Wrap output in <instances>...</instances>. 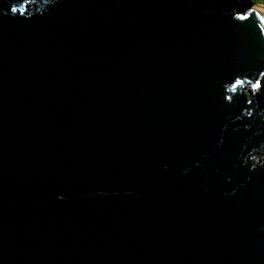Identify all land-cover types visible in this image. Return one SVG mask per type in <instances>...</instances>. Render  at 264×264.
I'll use <instances>...</instances> for the list:
<instances>
[{
  "label": "water",
  "instance_id": "1",
  "mask_svg": "<svg viewBox=\"0 0 264 264\" xmlns=\"http://www.w3.org/2000/svg\"><path fill=\"white\" fill-rule=\"evenodd\" d=\"M261 73L257 4L0 0V264H264Z\"/></svg>",
  "mask_w": 264,
  "mask_h": 264
},
{
  "label": "trees",
  "instance_id": "2",
  "mask_svg": "<svg viewBox=\"0 0 264 264\" xmlns=\"http://www.w3.org/2000/svg\"><path fill=\"white\" fill-rule=\"evenodd\" d=\"M196 4L211 10L237 11L252 4L264 3V0H192ZM258 94L264 98V75L260 77Z\"/></svg>",
  "mask_w": 264,
  "mask_h": 264
},
{
  "label": "snow or ice",
  "instance_id": "3",
  "mask_svg": "<svg viewBox=\"0 0 264 264\" xmlns=\"http://www.w3.org/2000/svg\"><path fill=\"white\" fill-rule=\"evenodd\" d=\"M13 11H15V9H13ZM261 75H264V73H261ZM253 87L255 88L257 87V85H253Z\"/></svg>",
  "mask_w": 264,
  "mask_h": 264
},
{
  "label": "bare ground",
  "instance_id": "4",
  "mask_svg": "<svg viewBox=\"0 0 264 264\" xmlns=\"http://www.w3.org/2000/svg\"><path fill=\"white\" fill-rule=\"evenodd\" d=\"M258 6L264 10V6L263 5H258Z\"/></svg>",
  "mask_w": 264,
  "mask_h": 264
},
{
  "label": "built area",
  "instance_id": "5",
  "mask_svg": "<svg viewBox=\"0 0 264 264\" xmlns=\"http://www.w3.org/2000/svg\"><path fill=\"white\" fill-rule=\"evenodd\" d=\"M259 4L264 5V3H259Z\"/></svg>",
  "mask_w": 264,
  "mask_h": 264
},
{
  "label": "rangeland",
  "instance_id": "6",
  "mask_svg": "<svg viewBox=\"0 0 264 264\" xmlns=\"http://www.w3.org/2000/svg\"><path fill=\"white\" fill-rule=\"evenodd\" d=\"M257 5H261V4L257 3ZM263 6H264V5H263Z\"/></svg>",
  "mask_w": 264,
  "mask_h": 264
}]
</instances>
